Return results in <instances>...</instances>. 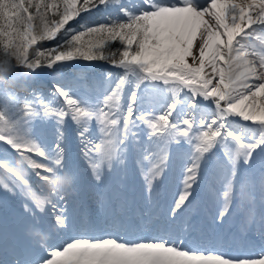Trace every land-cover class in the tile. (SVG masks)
I'll use <instances>...</instances> for the list:
<instances>
[{
  "label": "snow or ice",
  "instance_id": "obj_1",
  "mask_svg": "<svg viewBox=\"0 0 264 264\" xmlns=\"http://www.w3.org/2000/svg\"><path fill=\"white\" fill-rule=\"evenodd\" d=\"M0 264H264V0H0Z\"/></svg>",
  "mask_w": 264,
  "mask_h": 264
},
{
  "label": "rangeland",
  "instance_id": "obj_2",
  "mask_svg": "<svg viewBox=\"0 0 264 264\" xmlns=\"http://www.w3.org/2000/svg\"><path fill=\"white\" fill-rule=\"evenodd\" d=\"M90 19H98V15L96 13H93V16ZM80 23H83V20L80 21ZM73 28H79V24L78 23H73L72 24ZM51 45V44H50ZM49 44L46 46H50ZM74 64H72L71 67H65L63 69H58V71H60L64 76L66 77H71L74 73H83L87 76V79L89 82L93 81L94 79L98 78L100 76V74L106 72V71H118L116 69H112L110 67V65L106 64L105 62L102 61H95V62H85V61H75L73 62ZM96 63V64H95ZM80 64V65H78ZM45 72L48 70H44ZM49 74H51L52 72L48 71ZM53 74V73H52ZM20 79H24L23 77H20ZM52 78H49L47 76H41V78L37 79V86H43L45 92H47L51 86L50 82H51ZM19 91L21 92V94H23V89L20 88ZM51 125L48 126L47 131H51ZM92 128H96L95 125L92 126ZM68 130H66L67 133V137L71 138L73 137L72 135H75L74 137L76 138V133H75V129L73 128V125L71 123V121L68 122L67 128ZM69 134L71 136H69ZM97 197H92L90 198V200H97ZM95 202V201H94ZM96 203V202H95Z\"/></svg>",
  "mask_w": 264,
  "mask_h": 264
},
{
  "label": "bare ground",
  "instance_id": "obj_3",
  "mask_svg": "<svg viewBox=\"0 0 264 264\" xmlns=\"http://www.w3.org/2000/svg\"><path fill=\"white\" fill-rule=\"evenodd\" d=\"M42 75L43 76H47L49 78H52V76H53V74L52 73L49 74L48 71H46V72L42 71L39 74V76L37 77V79L41 78ZM20 80L23 81L22 79H20ZM66 130H68V129H66ZM91 132H92V135L95 136L98 133V129L97 128H91ZM69 136H71V135L69 134ZM72 136L73 137H71V138L67 137V146L71 150L73 155L75 156L77 154V141H76V138L74 137L75 135H72ZM50 140H51V136H49V141ZM178 183H179L178 179L173 177V181H172V185H171V191H175L176 187L178 186ZM84 191L87 192V195H83V196L80 197V199L83 200V207L81 208V207H79V205H77L76 207L78 208L79 211H82V212L86 211L89 215H90L91 212H95V215L97 216L100 213V211H101L99 203H98V199L97 200H90V198L96 197V195L94 193H92L91 191L87 190V189H84ZM168 198H170V194H169ZM15 203L18 206L19 201L17 200ZM232 254H240V253L233 252Z\"/></svg>",
  "mask_w": 264,
  "mask_h": 264
},
{
  "label": "trees",
  "instance_id": "obj_4",
  "mask_svg": "<svg viewBox=\"0 0 264 264\" xmlns=\"http://www.w3.org/2000/svg\"><path fill=\"white\" fill-rule=\"evenodd\" d=\"M51 43H54V42H51ZM51 43H50V44H51ZM50 44H49V45H50Z\"/></svg>",
  "mask_w": 264,
  "mask_h": 264
},
{
  "label": "water",
  "instance_id": "obj_5",
  "mask_svg": "<svg viewBox=\"0 0 264 264\" xmlns=\"http://www.w3.org/2000/svg\"><path fill=\"white\" fill-rule=\"evenodd\" d=\"M50 43H51V42H49L48 44H50ZM48 44H47V45H48Z\"/></svg>",
  "mask_w": 264,
  "mask_h": 264
}]
</instances>
